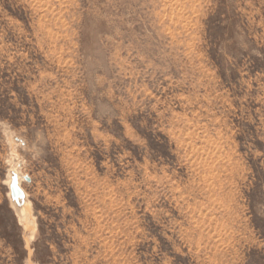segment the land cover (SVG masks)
Here are the masks:
<instances>
[{
  "label": "rangeland",
  "instance_id": "rangeland-1",
  "mask_svg": "<svg viewBox=\"0 0 264 264\" xmlns=\"http://www.w3.org/2000/svg\"><path fill=\"white\" fill-rule=\"evenodd\" d=\"M0 264H264V0H0Z\"/></svg>",
  "mask_w": 264,
  "mask_h": 264
},
{
  "label": "bare ground",
  "instance_id": "bare-ground-1",
  "mask_svg": "<svg viewBox=\"0 0 264 264\" xmlns=\"http://www.w3.org/2000/svg\"><path fill=\"white\" fill-rule=\"evenodd\" d=\"M12 181H11V199L14 203L15 208L17 211H21V203L23 199L25 198V193L21 189L19 184L18 176L15 173H12Z\"/></svg>",
  "mask_w": 264,
  "mask_h": 264
}]
</instances>
